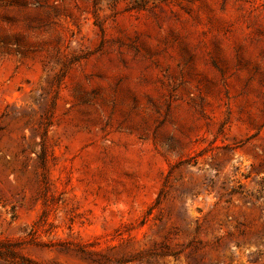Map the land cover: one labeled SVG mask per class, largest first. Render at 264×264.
<instances>
[{
    "label": "rangeland",
    "instance_id": "1",
    "mask_svg": "<svg viewBox=\"0 0 264 264\" xmlns=\"http://www.w3.org/2000/svg\"><path fill=\"white\" fill-rule=\"evenodd\" d=\"M0 252L264 264V0H0Z\"/></svg>",
    "mask_w": 264,
    "mask_h": 264
},
{
    "label": "trees",
    "instance_id": "2",
    "mask_svg": "<svg viewBox=\"0 0 264 264\" xmlns=\"http://www.w3.org/2000/svg\"><path fill=\"white\" fill-rule=\"evenodd\" d=\"M5 253H8L9 255H12V254H10V252H5ZM4 253L2 254L1 252H0V257H4ZM171 255V254H170ZM18 264H25V262L23 261V260H21Z\"/></svg>",
    "mask_w": 264,
    "mask_h": 264
}]
</instances>
